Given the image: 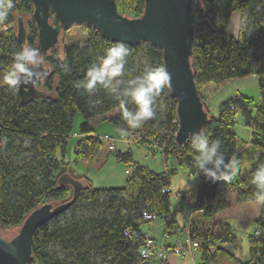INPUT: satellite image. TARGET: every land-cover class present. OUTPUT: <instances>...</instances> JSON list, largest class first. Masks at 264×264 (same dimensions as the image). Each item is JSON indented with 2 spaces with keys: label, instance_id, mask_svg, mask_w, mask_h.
Returning a JSON list of instances; mask_svg holds the SVG:
<instances>
[{
  "label": "trees",
  "instance_id": "1",
  "mask_svg": "<svg viewBox=\"0 0 264 264\" xmlns=\"http://www.w3.org/2000/svg\"><path fill=\"white\" fill-rule=\"evenodd\" d=\"M263 1L194 0L197 24L191 61L205 110L208 111V97L201 93L199 85L246 77L252 72V66L257 65L259 100L255 110L251 109V98L239 94L232 96L220 105L217 117L208 114L201 131L210 140H220L219 151L230 160L243 143L232 129L240 114L250 129L245 153L251 159L249 168L230 180L213 181L198 174L191 145L175 142L176 102L168 88L157 99L153 119L133 131L142 143L159 146L160 150H153V153L173 156L179 168L199 176L195 191L188 192L194 200L192 208L200 210L199 219L192 221L187 232L190 240L198 242L197 264H264L263 219H256L257 234L248 237L246 259L237 255V239L228 223H208L231 205L228 195L236 189L240 191L235 195V203L257 199L255 186L250 184L249 178L256 167L264 163ZM116 2L123 15L138 17L142 13V0ZM30 8L28 0L17 1L6 23L0 26V76L11 64L16 51L24 45L36 46L37 30L33 22L25 25L23 43L16 37V18L29 13ZM234 12L239 14L236 36L229 32ZM87 30L84 45H64L60 54L53 48L44 56L50 72L35 82L37 88L46 92L44 97L22 103L16 89L0 82L3 139L0 145V230L20 227L28 213L43 201H66L71 197V187L58 185L56 175L61 165L58 151L61 155L66 151L76 114H81L83 122L79 126L80 136L73 145L74 160L91 159L102 147V139L93 135L89 123L96 116L118 108L117 101L102 88L88 93L73 85L84 78L86 69L115 42L104 39L95 28L88 26ZM126 47L129 55L124 79L129 78L128 74H140L145 64L163 65L162 52L155 46L142 43ZM109 120L117 131L126 128L119 113ZM255 153L259 155L254 157ZM117 158L133 165L123 186L95 188L87 177H82L83 188L71 207L35 231L28 264H150L155 260H145L140 254L146 236L141 231L145 222L141 214L154 213L163 218L166 229L171 228L175 224L171 210L173 193L162 192L164 187H169L164 173L132 163L130 153H118Z\"/></svg>",
  "mask_w": 264,
  "mask_h": 264
},
{
  "label": "water",
  "instance_id": "2",
  "mask_svg": "<svg viewBox=\"0 0 264 264\" xmlns=\"http://www.w3.org/2000/svg\"><path fill=\"white\" fill-rule=\"evenodd\" d=\"M17 1L14 0L13 10ZM28 1L31 5L29 19L37 30L35 48L44 56L60 43L61 32L71 26L95 28L110 42L133 47L147 43L160 49L163 66L171 74L168 89L176 102L175 142L182 145L187 142L188 134L202 131L208 111L198 94L191 61L197 24L194 0H142L143 9L138 17L120 13L116 0ZM16 27V37L23 43L26 35L23 16H17ZM40 70L45 76L50 72L44 61ZM16 91L22 103L46 95L35 83L22 85ZM56 183L70 186L71 197L57 204L43 203L28 213L10 239L0 236V264H28L37 228L68 210L83 188V183L68 173L61 174Z\"/></svg>",
  "mask_w": 264,
  "mask_h": 264
},
{
  "label": "clouds",
  "instance_id": "3",
  "mask_svg": "<svg viewBox=\"0 0 264 264\" xmlns=\"http://www.w3.org/2000/svg\"><path fill=\"white\" fill-rule=\"evenodd\" d=\"M14 8V0H0V26H3ZM129 49L123 43H115L104 50L98 61L91 64L84 78L74 82V87L92 93L98 87L110 94L115 101L120 118L126 128H119L121 135H127L128 129H139L155 116L157 99L165 88L170 87L171 74L166 67L145 64L138 75H126ZM44 55L38 48L24 45L12 56L8 69L0 76V82L16 89L22 85L30 86L44 78L40 70ZM129 104L133 108H129ZM186 141L195 154V167L198 174L216 180H230L235 172L236 160H226L219 151L220 140H210L200 131L188 134ZM255 186L256 197L264 201V163H260L249 178Z\"/></svg>",
  "mask_w": 264,
  "mask_h": 264
},
{
  "label": "rangeland",
  "instance_id": "4",
  "mask_svg": "<svg viewBox=\"0 0 264 264\" xmlns=\"http://www.w3.org/2000/svg\"><path fill=\"white\" fill-rule=\"evenodd\" d=\"M237 13V12H234ZM239 15V14H238ZM24 23L30 21L29 13L23 14ZM31 22V21H30ZM237 24V25H236ZM87 27L88 26H71L65 29L62 34H60V43L55 47L57 53H61L62 47L64 45H79L82 46L85 43L87 37ZM238 23L231 22L230 32L234 36L237 34ZM45 66L50 69V66L45 62ZM224 82L214 84L207 83L199 85V90L205 97H208V114L211 117H217L220 105L225 102L227 99L233 96L234 92L231 89L232 87L229 82ZM41 89V87H39ZM258 89L253 85L252 88H248L246 95L254 99L251 109L254 111L258 103ZM119 113L118 108L113 109L112 111L99 115L97 118L92 120L94 131L97 135L103 134H112L115 135L120 133L117 131L111 124V118L115 117ZM236 124L233 126V131L238 134L240 138L245 140L249 137V130L244 124V118L239 114L236 118ZM83 122V117L81 114H76L73 123V132H79V126ZM136 131L135 129H129ZM70 140L69 144L71 143ZM3 143V139H0V145ZM132 152L134 156V161L142 164H150L151 169L161 170L163 169V163L161 161L160 154L155 153L154 157L152 156L151 151L148 147L140 144H128L124 146L122 143L115 142L114 150L111 151L108 148V143L102 140V147L98 154L91 159H81L79 163L75 162L73 158V150L70 145L66 149L63 155L58 151V155L61 156L62 164L60 169L68 168L76 174H81L82 172H87L91 177L92 184L95 188H111V187H121L131 174H126L124 170L127 167L133 169V165H128L117 158L118 153L123 152ZM233 159V158H232ZM236 166L235 172L232 174L234 178L238 175L239 160L235 158ZM172 161V157H171ZM169 175L168 177L171 180V185L175 190H180L181 186H189V189H193L194 179H198V175L189 176L185 168H179L178 166L174 167V164L171 163V166L168 167ZM167 171V172H168ZM173 194L176 192L173 191ZM172 203L174 202L173 196L171 199ZM47 201H43L46 203ZM62 202V200H51L49 203L57 204ZM86 210H81L80 212H85ZM86 213V212H85ZM217 219L223 220L230 225L233 234L237 239V255L244 258L249 249L248 237L251 235L257 234V224L256 219L264 220V201H259L258 199L254 202H249L248 204L235 206L231 205L224 212L220 213L217 216ZM19 229V227L8 228L0 230V236L5 239H10ZM230 249H232L230 247ZM248 258V256H247Z\"/></svg>",
  "mask_w": 264,
  "mask_h": 264
},
{
  "label": "crops",
  "instance_id": "5",
  "mask_svg": "<svg viewBox=\"0 0 264 264\" xmlns=\"http://www.w3.org/2000/svg\"><path fill=\"white\" fill-rule=\"evenodd\" d=\"M238 20H239L238 13H232V15L230 17V22H229V32H230L231 22H233L235 24V23H238ZM230 34H231V32H230ZM231 35H233V34H231ZM256 71H257V65H253L252 66V72L248 76L225 81V82H229L228 84H230V86L232 87L231 89L234 92L233 96H238V94L244 95L246 97L251 98L252 103H254V99L250 96H247L246 91L249 87L252 88L253 85L255 87H257V89H258V86H257V80L258 79H257ZM225 82H224V84H226ZM258 100H259V94H258ZM251 107H252V105H251ZM218 113H219V111H218ZM96 118H97V116L93 119L94 122H95ZM91 122H92V120L90 121L89 125L94 132L93 135H96L97 137H99L100 135L96 134V132L94 131V128H93L94 126ZM244 124H245V122H244ZM248 130H249V137L247 140L240 138L238 136V134H236V132H235L236 137L243 142L241 147L238 149L236 155L233 157V158H237L239 160V162H238V164H239L238 173L245 172L250 166V160L251 159L245 154L246 149H247V145H248V142L250 139V129L248 128ZM117 134H119V133H117ZM117 134H115V135H117ZM110 135H112V134H110ZM79 136H80L79 132H73L72 134H70L67 138L66 149L70 145L71 149L73 150V145H74L77 137H79ZM71 139H72V141L69 144ZM117 142L122 143L124 146L129 144V143H125L124 141H117ZM127 153H130L131 158L129 161H132V163H137V165L143 166L146 169H148L152 172H155V173H164L166 175L167 180H168V184H169L171 191L176 192L175 194H172L174 202L173 203L171 202V210H172V213L174 214L175 224L171 228L166 229L165 225H164V220H163V218H160V217H157L155 220H152V221H145L141 226V231L144 235L151 236L159 246H162L165 249L166 259L165 260L164 259H162V260L161 259H155L150 264H197L199 262V253H198L197 249H191V248H188L186 246V240H187V233L186 232H188V230L190 229L192 221L193 220L196 221L199 219L198 216H199L200 212H198V213L193 212L192 206L190 204L191 199L188 196L189 191H195V189L197 188V186L199 184V178L196 180L194 179V181L192 182L194 185L193 189H189V186H188L189 184H188L187 186H181L180 190H175L171 185L170 178L168 177V175H169L168 174L169 173L168 167L171 166V163L174 164V167L177 166L175 158L173 156L160 155L161 161H162L164 167L161 170H153V169H151L150 164H142V163L135 162L132 152H130V151L129 152H123L121 154H127ZM151 153H152V156L154 157V154L157 152L153 153L151 151ZM262 154L264 156V151L262 152ZM258 155H259V153H255L254 157H257ZM58 157H60L61 164H62L63 158H61L60 155H58ZM171 157H172V161H171ZM79 161H75V162L79 163ZM124 172H125V170H124ZM63 173H68L72 177L79 179L81 182L83 181L82 177H84V176L87 177L91 181V177L89 176V174L87 172H82L81 174H76V173L72 172L71 170H69L68 168H64V167L59 170L58 174L56 175V179ZM187 173L189 176L193 175V174H190L188 171H187ZM231 178L234 179V177L232 175H231ZM91 183H92V181H91ZM239 191L240 190L236 189L234 191V193H231L228 195V197L231 201V205H235V206L244 205L245 206L249 202L243 203V204H238V203L234 202L235 195ZM176 194H178V195H176ZM250 202H254V201H250ZM222 212H224V210L217 213L208 223H214V222H220V221L223 222V220L217 219V216ZM176 247H181L182 252L179 254H175L173 252V249ZM236 252H237V250H236ZM247 256H248V251L246 253V256H244V258H242V257H240V258L246 259Z\"/></svg>",
  "mask_w": 264,
  "mask_h": 264
},
{
  "label": "built area",
  "instance_id": "6",
  "mask_svg": "<svg viewBox=\"0 0 264 264\" xmlns=\"http://www.w3.org/2000/svg\"><path fill=\"white\" fill-rule=\"evenodd\" d=\"M261 9L263 12V20H264V1L261 4ZM9 66L10 64L6 67L5 71L8 69ZM231 108H233V106H231ZM99 138L108 143V148L111 151L114 150L115 142L117 141H124L125 143H129V144H140L144 146L147 145L146 147L151 149V151L157 150V149L160 150L159 146L156 143H150V144L142 143L140 141L138 134L133 131L128 132L127 135H121L120 133L117 135L103 134L99 136ZM130 172H131L130 167H127L125 169V173L129 174ZM162 192H172V191L170 187L166 186L162 189ZM193 203H194V200H190L191 206L193 205ZM193 212L198 213L200 212V210L193 209ZM156 218L157 216L154 213L142 212L141 214V219L143 221H152V220H155ZM186 246L191 249H196L198 246V242L196 240H190L187 235ZM173 252L175 254H179L182 252V248L176 247L173 249ZM140 254H141V257L145 260H148V259H161V260L164 259L165 260L166 259L165 249L162 246H159L151 236H145L144 244L140 250Z\"/></svg>",
  "mask_w": 264,
  "mask_h": 264
}]
</instances>
